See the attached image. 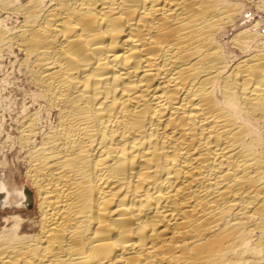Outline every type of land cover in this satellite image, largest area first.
Instances as JSON below:
<instances>
[{"label": "bare ground", "instance_id": "bare-ground-1", "mask_svg": "<svg viewBox=\"0 0 264 264\" xmlns=\"http://www.w3.org/2000/svg\"><path fill=\"white\" fill-rule=\"evenodd\" d=\"M249 2L264 11L0 0L20 20L0 18V60L22 54L34 89L14 152L29 187L0 176V264H264V34Z\"/></svg>", "mask_w": 264, "mask_h": 264}, {"label": "rangeland", "instance_id": "rangeland-1", "mask_svg": "<svg viewBox=\"0 0 264 264\" xmlns=\"http://www.w3.org/2000/svg\"><path fill=\"white\" fill-rule=\"evenodd\" d=\"M8 1H12V0H8ZM253 4H254V7H253ZM247 7L249 8V9L247 8L248 11L246 14L247 24L255 25L258 23V21L259 22L262 21V23L260 22V26H261L260 30L264 34V11L263 12L260 11L257 8V5L253 2L251 3L249 2L247 4ZM2 10L3 9L0 6V18L1 19L3 18L2 19V21L4 20L3 23L4 24L6 23L5 25L6 26L8 25V27H11V28L15 27L17 25L15 23L16 22L18 23L20 20L16 16L14 17L13 15L8 16V13H6L4 10L3 12ZM14 57L15 58L18 57V60L16 59L17 62L15 61ZM22 58H23L22 54L16 53V55L14 54L13 56L5 54L3 57H1V60H0V64H1L0 65L1 67L0 68V163L2 164L0 165V167L3 166L5 168L4 170H2L3 168H0V176L2 177L15 176V178L17 179L18 186L26 187L28 186V184L25 181L24 171H23L25 169V165L22 162L20 164H18L17 162V158L15 155L16 153L15 150L17 149L15 146L16 144L15 140H17V137H18L17 135L19 132L18 130L19 125L17 123L21 116V113H24L25 110L27 111L31 110L30 108L32 105L31 102H32V97H33L32 96L33 93L31 92H33L34 89L30 85L29 81L26 79L27 77L25 75V72L23 71L24 69L20 65L19 60H21ZM1 79L5 83L2 82ZM9 139L11 140V143L9 142L10 141ZM16 171H18L19 173H17ZM27 211L29 213H34L35 212L34 206L31 208H28Z\"/></svg>", "mask_w": 264, "mask_h": 264}]
</instances>
